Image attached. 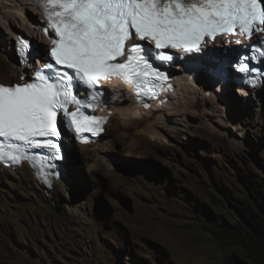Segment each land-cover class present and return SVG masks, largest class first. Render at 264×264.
Returning a JSON list of instances; mask_svg holds the SVG:
<instances>
[{
    "label": "rangeland",
    "instance_id": "obj_1",
    "mask_svg": "<svg viewBox=\"0 0 264 264\" xmlns=\"http://www.w3.org/2000/svg\"><path fill=\"white\" fill-rule=\"evenodd\" d=\"M15 5L0 0V38L10 34L12 42L7 27L34 31L29 12L40 15L30 2L23 13ZM231 90L237 112L232 103L223 113H172L153 137L109 128L99 141L111 146H96L91 160L71 144L66 167L78 175L60 201L43 206L25 189L0 184V264H250L206 217L231 222L234 198L256 184L264 189V86L251 95Z\"/></svg>",
    "mask_w": 264,
    "mask_h": 264
},
{
    "label": "snow or ice",
    "instance_id": "obj_2",
    "mask_svg": "<svg viewBox=\"0 0 264 264\" xmlns=\"http://www.w3.org/2000/svg\"><path fill=\"white\" fill-rule=\"evenodd\" d=\"M41 9L51 48L34 76L23 83L0 84V163L28 162L55 168L60 159L62 116L77 139L103 131L107 116L95 111L104 96L102 83L122 79L142 94L167 91L169 74L160 64L178 59L167 50L192 58L186 70L200 77H221L222 68L208 56L207 41L217 36L260 39L234 65L264 85V0H33ZM145 42V43H140ZM240 44V40L235 41ZM21 65L40 53L21 38L16 42ZM156 62H159L157 64ZM171 85L168 84V87ZM81 90L86 95L81 96ZM75 106V107H73ZM148 107L147 104L144 105ZM110 115V114H109ZM39 150V151H38ZM47 153L48 155H45ZM47 181L46 176L42 177Z\"/></svg>",
    "mask_w": 264,
    "mask_h": 264
},
{
    "label": "bare ground",
    "instance_id": "obj_3",
    "mask_svg": "<svg viewBox=\"0 0 264 264\" xmlns=\"http://www.w3.org/2000/svg\"><path fill=\"white\" fill-rule=\"evenodd\" d=\"M12 1H14L17 5L20 2L21 7H18L19 5H15L12 8H14V10L17 9L20 13H23L24 10L28 9L26 4H29L30 0ZM5 7L9 9L10 6L6 5ZM32 7L36 11H40V9L35 8L33 5ZM29 18L35 23H30L34 28V31L30 29L29 24V28L26 26L25 29L27 30V34L31 35L33 38L36 34V36L40 38L41 41L46 40L41 32L42 14H40L37 20H35L34 16H32V14L29 12ZM7 28L11 34H18L16 26L11 25V27ZM11 37L12 35L9 34V36L4 39L0 38V46L3 49H6V53L1 54L3 59L2 57L0 58V82L9 85L14 82H24L26 80L27 74V70L21 66L17 60V56L14 52L15 43L14 40L13 42L11 41ZM44 42L45 41H43V43ZM38 45H40V43ZM39 62L40 59L38 57L35 60V63ZM28 67H31V64ZM178 74L180 78L179 83L176 85V92H167L157 102H153L151 106H148L147 108L142 106V104L136 100L134 94L133 96L129 93L127 94V92L124 90L126 87L124 86V89L122 87L123 84L121 86H113L111 89L109 87V95L112 99H108L105 107L108 111L112 112V115L105 124L103 133L106 134L109 128L114 130L115 127L118 129L121 127L125 133H128V135L130 134L132 137H141L144 135L152 137L160 136L162 133L159 129V125L164 122L165 118L170 117L172 113L181 114L185 112H192L197 108H202L205 111H216L217 109H220L223 113L225 112L224 110H226V104L230 105L232 103H234V105H232L230 109H232L234 112L238 111L236 107L239 103V97L237 95L234 97L232 94L231 85L233 82L218 90L217 88L209 86L204 78H202L200 81H195L194 77H192L186 71H182ZM21 76L24 77V81L20 79ZM241 89L239 90L241 95H251V92L259 93L258 91L262 90V86L252 90ZM115 119H122V122H119V124L115 126ZM65 139L68 152L66 161L63 164L67 169L66 165L72 161L73 156L70 154L72 147H70L71 142L69 138ZM110 142V139H101V141H97L92 144L78 145L77 147L81 150V154L84 158H89L88 160H91L94 159L93 149H96V146L107 148L111 146ZM100 158L101 161H107V157L104 155H101ZM69 171L70 174L67 171V175L63 179L56 181L52 189H47L36 179L34 171L29 166V164L24 163L23 166L18 167L15 170L0 165V184H2L4 188H6L5 184H7L12 187L25 189L26 191L35 195L43 206H46L48 204H52V201L54 200L60 201L62 194L67 193L69 186L76 181L78 173L74 170H71V168ZM0 203H2L0 205L3 207L4 203Z\"/></svg>",
    "mask_w": 264,
    "mask_h": 264
},
{
    "label": "trees",
    "instance_id": "obj_4",
    "mask_svg": "<svg viewBox=\"0 0 264 264\" xmlns=\"http://www.w3.org/2000/svg\"><path fill=\"white\" fill-rule=\"evenodd\" d=\"M234 199V220L220 223L219 218L206 215L211 219L210 228L244 248L250 264H264V189L256 184L241 198Z\"/></svg>",
    "mask_w": 264,
    "mask_h": 264
},
{
    "label": "clouds",
    "instance_id": "obj_5",
    "mask_svg": "<svg viewBox=\"0 0 264 264\" xmlns=\"http://www.w3.org/2000/svg\"><path fill=\"white\" fill-rule=\"evenodd\" d=\"M40 182V181H39ZM45 187V186H44ZM46 188V187H45ZM48 189V188H47Z\"/></svg>",
    "mask_w": 264,
    "mask_h": 264
}]
</instances>
